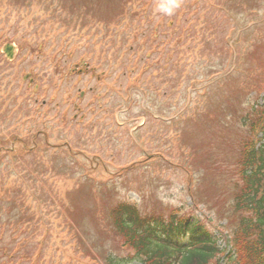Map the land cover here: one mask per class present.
Wrapping results in <instances>:
<instances>
[{"label":"rangeland","instance_id":"1","mask_svg":"<svg viewBox=\"0 0 264 264\" xmlns=\"http://www.w3.org/2000/svg\"><path fill=\"white\" fill-rule=\"evenodd\" d=\"M12 2L0 0V50L20 47L0 55V264H136L105 222L121 201L197 216L206 204L223 222L228 180L221 190L203 169L219 140L237 142L235 114L264 82V0H181L172 15L156 11L166 0ZM84 63L96 76L73 71ZM250 66L263 79L243 84Z\"/></svg>","mask_w":264,"mask_h":264},{"label":"trees","instance_id":"2","mask_svg":"<svg viewBox=\"0 0 264 264\" xmlns=\"http://www.w3.org/2000/svg\"><path fill=\"white\" fill-rule=\"evenodd\" d=\"M260 127L252 129L255 143ZM253 141L242 147L240 191L227 193L231 254L218 246L210 224L195 217L143 218L135 207L120 205L112 212L114 232L140 264H264V148L256 151Z\"/></svg>","mask_w":264,"mask_h":264},{"label":"clouds","instance_id":"3","mask_svg":"<svg viewBox=\"0 0 264 264\" xmlns=\"http://www.w3.org/2000/svg\"><path fill=\"white\" fill-rule=\"evenodd\" d=\"M181 7V0H166L163 4L156 6V11L163 12L167 15H172Z\"/></svg>","mask_w":264,"mask_h":264},{"label":"water","instance_id":"4","mask_svg":"<svg viewBox=\"0 0 264 264\" xmlns=\"http://www.w3.org/2000/svg\"><path fill=\"white\" fill-rule=\"evenodd\" d=\"M5 53L8 55V57L11 59L14 55L13 47L10 45H7L5 48Z\"/></svg>","mask_w":264,"mask_h":264}]
</instances>
